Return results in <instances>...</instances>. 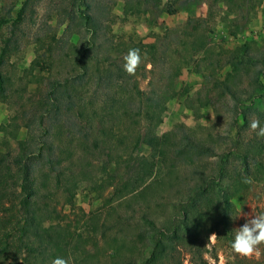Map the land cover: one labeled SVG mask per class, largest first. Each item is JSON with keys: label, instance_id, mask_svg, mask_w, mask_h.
Instances as JSON below:
<instances>
[{"label": "rangeland", "instance_id": "1", "mask_svg": "<svg viewBox=\"0 0 264 264\" xmlns=\"http://www.w3.org/2000/svg\"><path fill=\"white\" fill-rule=\"evenodd\" d=\"M168 1L0 0V18L7 20L0 48L10 39L0 63L5 78L0 153L13 154L26 139L55 151L33 162V174L41 176L49 199L43 215L56 206L62 224L74 231L72 242L86 248L76 256L79 264H124L123 256H138L151 240L142 215L158 220V226L178 216V201L199 184L192 170L214 174L225 155L228 166L236 163L230 152L243 150L241 143L234 147L241 136L264 143L250 127L251 121L264 125V120L250 110L242 127L237 113V103L255 100L254 93L264 96L247 74L263 66L264 0H176L173 13L164 8ZM151 43L156 49H149ZM133 48L142 62L129 74L124 57ZM239 59L242 64L233 70L230 62ZM227 78L237 103L221 84ZM148 97L158 105L152 119L143 109ZM260 100L253 108L263 111ZM148 127L169 154L163 159L156 154L153 173L145 179L135 169L139 158L149 155L138 132ZM184 138L207 148L193 156L192 165L174 154ZM258 156L264 169V147ZM255 166L247 186L232 198L237 228L264 212V171L255 173ZM59 171L69 177L56 175ZM229 174L228 181L239 187L240 177ZM150 180L146 195H134ZM66 186L73 193L70 201L61 192ZM215 243L211 233L207 264H226L233 249ZM113 250L119 252L116 258ZM179 257L192 264L189 254Z\"/></svg>", "mask_w": 264, "mask_h": 264}, {"label": "trees", "instance_id": "2", "mask_svg": "<svg viewBox=\"0 0 264 264\" xmlns=\"http://www.w3.org/2000/svg\"><path fill=\"white\" fill-rule=\"evenodd\" d=\"M136 1L139 2L140 0ZM141 1L160 4L162 0ZM175 2L176 0H170V2L165 3L164 8L168 13L176 11ZM6 22L4 17L0 18V29ZM9 43L10 39L5 38L3 40V45L0 48V63L8 53ZM147 46L151 50L156 49L155 43ZM244 48L245 46L241 49L246 53ZM251 57L255 58L254 56ZM260 61L263 66L256 67L252 72L253 74H247L253 76L252 80L256 84L255 89L262 90L264 93V54L262 53ZM230 63L233 70H238L242 61L239 59L238 62L231 61ZM227 73L228 76H231L230 72ZM228 81L227 78L221 84L228 89L237 103L240 98H236V94H234ZM4 83L5 78L0 70V96L2 97L4 95ZM253 98L255 100H250L245 104L237 103L239 107L237 113L241 114L239 116L244 119L243 122L245 123L242 127L249 123L246 114L250 110L255 111L256 116L264 120V110L253 108L256 99H261L262 105L264 104V96L254 93ZM155 101L152 97H148L144 104L143 109L147 119H152L155 114V109L158 107ZM138 132H141L140 142L149 149V155H142L139 158L141 161L138 162L139 166L135 170L141 171V177L146 179L150 177L156 166V158L158 159L156 154L159 152L161 159H163L168 156L169 152L163 149L162 140L160 141L158 136L153 133L152 128L148 127ZM84 137L86 138V136ZM242 138L244 139L243 136H241ZM241 139H237L234 147L236 148L241 143L244 145L243 150L229 151L230 157H235L236 163H231L228 166L229 158L225 155L224 158L221 157L217 172L214 174L198 173V169L192 170L191 174L195 176V183L199 182V184L191 186L189 190L192 191L186 193L184 198L178 201L181 203L180 213L178 216L174 214L170 216L168 218L169 224L165 222L158 226V220L142 215L144 224L148 225L151 231V240L143 247L138 256H123L124 264H182V258L179 257V254L183 252L189 254L192 264H207L204 252L206 241L211 233L215 235V245L227 249L231 248L230 242L235 232L238 231V228L233 225L235 208L232 198L236 191L247 186L245 179L252 174V166H255L253 164L258 161V155L264 147V143L261 144L255 138ZM38 143L33 140L30 141V139L21 140L13 154L0 153V264H52V260L58 256L65 258L67 264H79L77 261L80 257L76 258V256H81L87 250L86 248L80 250L83 245L79 242L78 244L72 242L74 231L70 230L69 224L64 225L60 221L61 211L55 206L52 208L51 215L48 214L50 216H44L48 211L49 199L45 200L47 196L42 193L44 183L40 182L39 177L41 176L36 177L33 174V162L41 158L45 159L44 156H48L49 159L55 151L52 147L44 150V147ZM204 147L205 145L198 141L184 138L182 147L175 150L174 154L179 155L182 160L188 161L192 165L193 156L203 154L207 149ZM261 166L263 164L256 163L254 172L264 171ZM230 171L235 176L240 177V180L236 179V184L239 185L237 188H235V183L229 182L226 178V175H231L229 174ZM62 174L67 173L59 171L56 175ZM68 177L69 174L63 179ZM133 181L137 186V178ZM153 184L154 182L150 180L147 185L143 186L144 188L136 190L134 195L139 194L141 197L146 195V190ZM127 185H132V183L128 182ZM133 187L132 185L131 188ZM61 192L66 194L68 201H70L73 196L71 190L66 186ZM116 251L113 250L112 258L119 255L118 250ZM226 264H264V243H261L258 246V251L250 256L233 250L232 255L228 256Z\"/></svg>", "mask_w": 264, "mask_h": 264}, {"label": "clouds", "instance_id": "3", "mask_svg": "<svg viewBox=\"0 0 264 264\" xmlns=\"http://www.w3.org/2000/svg\"><path fill=\"white\" fill-rule=\"evenodd\" d=\"M124 59V70L129 74H135L137 67L142 62L139 50L130 49ZM250 127L256 131L257 136L264 137V125L259 120L251 121ZM230 243L235 252L245 256L257 252L258 246L264 243V212L255 215L239 227ZM52 264H67V261L65 258L58 256L52 260Z\"/></svg>", "mask_w": 264, "mask_h": 264}]
</instances>
